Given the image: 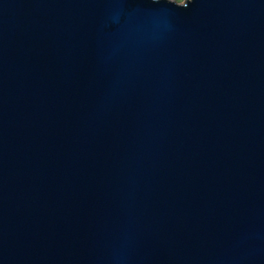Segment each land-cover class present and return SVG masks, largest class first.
<instances>
[{
  "label": "water",
  "instance_id": "obj_1",
  "mask_svg": "<svg viewBox=\"0 0 264 264\" xmlns=\"http://www.w3.org/2000/svg\"><path fill=\"white\" fill-rule=\"evenodd\" d=\"M0 264H264V0H0Z\"/></svg>",
  "mask_w": 264,
  "mask_h": 264
},
{
  "label": "rangeland",
  "instance_id": "obj_2",
  "mask_svg": "<svg viewBox=\"0 0 264 264\" xmlns=\"http://www.w3.org/2000/svg\"><path fill=\"white\" fill-rule=\"evenodd\" d=\"M174 1H176V2H182L183 0H174Z\"/></svg>",
  "mask_w": 264,
  "mask_h": 264
}]
</instances>
